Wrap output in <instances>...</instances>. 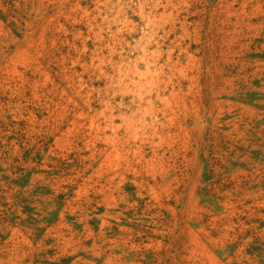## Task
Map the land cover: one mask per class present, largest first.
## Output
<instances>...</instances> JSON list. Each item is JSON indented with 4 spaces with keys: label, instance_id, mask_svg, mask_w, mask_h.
Segmentation results:
<instances>
[{
    "label": "rangeland",
    "instance_id": "rangeland-1",
    "mask_svg": "<svg viewBox=\"0 0 264 264\" xmlns=\"http://www.w3.org/2000/svg\"><path fill=\"white\" fill-rule=\"evenodd\" d=\"M0 264H264V0H0Z\"/></svg>",
    "mask_w": 264,
    "mask_h": 264
}]
</instances>
